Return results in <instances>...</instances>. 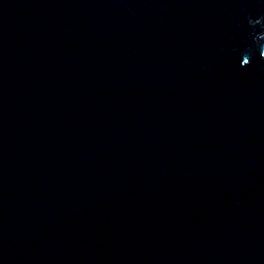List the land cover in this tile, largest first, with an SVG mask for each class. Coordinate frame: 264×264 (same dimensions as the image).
<instances>
[{"label":"water","instance_id":"95a60500","mask_svg":"<svg viewBox=\"0 0 264 264\" xmlns=\"http://www.w3.org/2000/svg\"><path fill=\"white\" fill-rule=\"evenodd\" d=\"M0 264H264V0H0Z\"/></svg>","mask_w":264,"mask_h":264}]
</instances>
